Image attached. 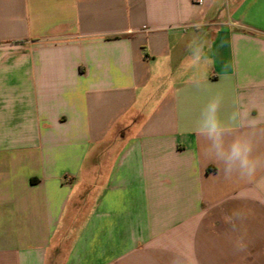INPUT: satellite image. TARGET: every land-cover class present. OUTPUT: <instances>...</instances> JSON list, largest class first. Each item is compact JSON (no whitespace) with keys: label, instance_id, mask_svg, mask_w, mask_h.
I'll return each mask as SVG.
<instances>
[{"label":"crops","instance_id":"1","mask_svg":"<svg viewBox=\"0 0 264 264\" xmlns=\"http://www.w3.org/2000/svg\"><path fill=\"white\" fill-rule=\"evenodd\" d=\"M196 1L0 0V264H264V0Z\"/></svg>","mask_w":264,"mask_h":264},{"label":"clouds","instance_id":"2","mask_svg":"<svg viewBox=\"0 0 264 264\" xmlns=\"http://www.w3.org/2000/svg\"><path fill=\"white\" fill-rule=\"evenodd\" d=\"M217 105L213 104L211 106V110L215 111ZM207 132L209 137L213 140H215V134L217 133V125L216 124H211L207 127ZM251 148L249 147L247 149V152L250 153ZM229 162H230V167L233 165H236L237 162H239L240 166L243 167L248 163L246 155H242L238 143H234L231 148V155L229 156Z\"/></svg>","mask_w":264,"mask_h":264},{"label":"built area","instance_id":"3","mask_svg":"<svg viewBox=\"0 0 264 264\" xmlns=\"http://www.w3.org/2000/svg\"><path fill=\"white\" fill-rule=\"evenodd\" d=\"M196 2H198V3H202V2H203V0H197Z\"/></svg>","mask_w":264,"mask_h":264}]
</instances>
